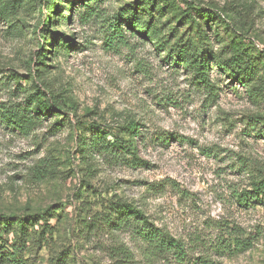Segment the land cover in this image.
<instances>
[{
    "label": "rangeland",
    "instance_id": "rangeland-1",
    "mask_svg": "<svg viewBox=\"0 0 264 264\" xmlns=\"http://www.w3.org/2000/svg\"><path fill=\"white\" fill-rule=\"evenodd\" d=\"M36 86L54 109L22 133L2 111ZM131 121L140 162L112 145ZM263 179L264 0H0V217L45 213L0 219V264H264ZM117 203L184 252L116 230Z\"/></svg>",
    "mask_w": 264,
    "mask_h": 264
},
{
    "label": "trees",
    "instance_id": "trees-1",
    "mask_svg": "<svg viewBox=\"0 0 264 264\" xmlns=\"http://www.w3.org/2000/svg\"><path fill=\"white\" fill-rule=\"evenodd\" d=\"M149 14L150 16H152V8H150ZM50 20L51 16H48V18L44 22V28L46 30H48L51 25ZM130 25L131 27L134 26L132 23H130ZM210 60L211 58L208 55L203 54L195 65V72L199 80L203 83L208 82L207 72L210 69ZM35 88V92L29 97V103L23 105L22 107H10L2 111V116L7 121V123L17 128L22 133H26L27 131H29L31 125L34 124V122H37L43 116H49L54 109L53 104H50V102L46 99V95L41 92L39 87L36 86ZM35 97H37V103L34 101ZM42 99L44 100L42 101ZM126 128L129 130L130 136L133 138L131 141L132 143L129 142L128 144H125L123 141L119 142L114 139L112 145L115 147H119L122 151H125L126 155H130L132 158L131 160H133L132 162H140V159L137 155V148H135L136 143L135 141H133L134 138H136L138 134H140L139 125L138 123L131 121L127 122ZM93 130L97 131V139H93L89 143V145H87V140H84L82 143V153L86 152L90 154L95 151L98 152V146L100 143L99 140L101 139L100 136H102L104 140L107 138V135L105 133H102L99 127H93ZM103 150L107 151V149ZM254 192L258 198L264 200V179L260 183L254 185ZM117 204L118 207L115 211L118 213V217L115 219V223L113 225L116 230H131V235L134 236V238L140 240L145 245L146 249H151L157 254L171 253L172 255L180 256L184 252L185 247L182 241L177 240L170 233L156 228L152 223L149 222L148 217H146L142 211L134 208L127 203ZM46 212H49V210H47ZM43 214L45 215V213ZM43 214H36L26 218H20L16 216H3L0 217V219H4L5 222L3 224V227L6 229L7 226L11 227L13 224V219L17 218V223L20 225V228L23 232L25 230L27 221L29 222L32 220H37L38 218L43 219ZM110 220L111 216H108L106 217L104 222H110ZM244 244V241L236 243V241H233V239H230L228 241L223 239L220 243L222 249L228 252L237 250L236 248L243 246ZM248 246H250V243H248ZM118 252L120 253L121 257H124L126 259L131 257V252L127 247L119 248Z\"/></svg>",
    "mask_w": 264,
    "mask_h": 264
}]
</instances>
